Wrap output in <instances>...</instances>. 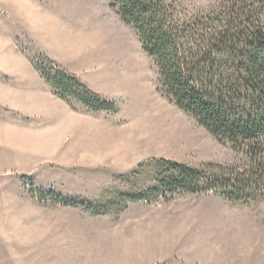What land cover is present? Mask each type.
Here are the masks:
<instances>
[{"label": "rangeland", "instance_id": "1", "mask_svg": "<svg viewBox=\"0 0 264 264\" xmlns=\"http://www.w3.org/2000/svg\"><path fill=\"white\" fill-rule=\"evenodd\" d=\"M167 1L180 17L234 3ZM158 80L113 0H0V264H264V201L170 185L171 165L243 157Z\"/></svg>", "mask_w": 264, "mask_h": 264}, {"label": "trees", "instance_id": "2", "mask_svg": "<svg viewBox=\"0 0 264 264\" xmlns=\"http://www.w3.org/2000/svg\"><path fill=\"white\" fill-rule=\"evenodd\" d=\"M113 7L157 67L159 90L243 157L241 167L203 172L171 165L170 185L232 203L264 201V6L234 0L190 17L167 0H113ZM75 94L93 110L109 108Z\"/></svg>", "mask_w": 264, "mask_h": 264}, {"label": "bare ground", "instance_id": "3", "mask_svg": "<svg viewBox=\"0 0 264 264\" xmlns=\"http://www.w3.org/2000/svg\"><path fill=\"white\" fill-rule=\"evenodd\" d=\"M35 138V137H34ZM39 140V139H38ZM26 141V140H25ZM31 144V143H30Z\"/></svg>", "mask_w": 264, "mask_h": 264}]
</instances>
